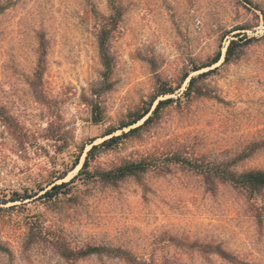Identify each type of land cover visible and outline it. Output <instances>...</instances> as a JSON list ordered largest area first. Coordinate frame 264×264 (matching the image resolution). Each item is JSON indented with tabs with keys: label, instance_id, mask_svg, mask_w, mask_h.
Here are the masks:
<instances>
[{
	"label": "rangeland",
	"instance_id": "374dc122",
	"mask_svg": "<svg viewBox=\"0 0 264 264\" xmlns=\"http://www.w3.org/2000/svg\"><path fill=\"white\" fill-rule=\"evenodd\" d=\"M0 9V244L12 253L0 264H129L67 261L54 246L61 234L67 249H123L144 264H264V192L224 179L264 160V0H122L119 15L106 0H0ZM241 37L251 41L226 62ZM170 98L155 122L96 153L95 177L43 197L79 175L93 145L143 125L148 117L119 129ZM128 157L147 172L96 176ZM105 158L115 166L98 168Z\"/></svg>",
	"mask_w": 264,
	"mask_h": 264
},
{
	"label": "trees",
	"instance_id": "16d2710c",
	"mask_svg": "<svg viewBox=\"0 0 264 264\" xmlns=\"http://www.w3.org/2000/svg\"><path fill=\"white\" fill-rule=\"evenodd\" d=\"M0 10H3V9H0ZM1 12L2 11H0V13ZM116 21L117 20L112 18L113 25L117 24ZM106 33L107 32H103L102 35L100 36L99 40H100V51H101L102 60L104 62V65L106 67H109L110 62H111V54H110V51L107 49V43H106V39H105ZM250 41H251V39H245L244 37H241L239 40H232L229 47H228V49H231V56L227 55V53H226V62L232 61V59L235 57V54H236L235 48L237 46H245ZM219 57H220L219 60L216 57L212 61V63H210L209 65H206L205 67H211L214 64H217L221 60V54H219ZM202 68H204V67H202ZM200 69L201 68H199V69L197 68V69H195V71H198ZM215 70L216 69H213V70H210L206 73L199 75L198 77L191 78L190 83H189V87H188L185 95L191 96L193 93H197V90H195L194 88H195V84L197 83L198 79L201 77H205V76L210 75L211 73L215 72ZM188 77L189 76L187 75L186 78H188ZM193 81H195V83H193ZM168 93L169 92H165L162 94L166 95ZM155 101L156 100H154V102L151 104V106L148 109H146L142 114L137 115L132 121L124 123L123 125H121V127L119 129L130 128L133 125H136L140 121L144 120L146 117H148L145 120V122L143 123V125L135 127L133 129H131L129 132L123 133L122 135L112 136L113 134H115V132L117 130H113V131H110L109 133H107L106 136H112V137L108 140H105L101 144H97V145L92 146V148L88 152V155L86 157V160L83 164V167H82L79 175L76 176L74 179H72L69 182H63L61 184H54L49 190L45 191L43 197L53 199L56 196H59L60 194L65 192V189H69V187L75 182V179H77L78 177H81L83 175H86L88 177H95L94 175L91 174V172L89 171V168L91 165V161L96 158L97 152H101L102 150L111 149L113 146L118 145L123 139L129 137L130 135L137 134L144 127L155 122L157 117L160 116L161 112L165 108H167L170 104L174 103L175 99L170 98V99L160 100L158 102L157 106L155 107L154 111H152V108H153ZM98 121L99 120H96V122H98ZM183 162L185 164H188V165L192 164V163H190V160H188V161L185 160ZM149 166H150V163H148L146 161L138 162V163H129L127 165L121 166V167L114 169V170H111V171H105V172L98 173V175H96V176H100V178L104 182L116 183V182H118V181H120L126 177H129V176H138L140 174L146 173ZM224 174H225L224 179L226 181H230L237 186L243 187L244 189H246L251 194H258V193L264 192V173H261V171H249V172H245L242 174H237L234 172L229 173L227 171H224ZM65 176H67V174ZM205 176H206V179L208 180V184H211V183H209V181L212 179V174L207 171ZM248 176H251V178L250 179H243V180L241 179V177H248ZM62 178H64V177H62ZM210 190L213 191V188H210ZM256 190H259V191H256ZM30 198H32L30 195L22 196V195L17 194V197L15 199H13V201H25V200H28ZM0 210H2V209L0 208ZM68 250L70 252H72L75 256V259L71 260V261H76L78 259L86 258V257L93 256V255H99V256L107 255V256H111V257L121 258V259L125 260L127 263H129V258H131L132 260L135 261V264H144V263H141L133 254H131L130 252L123 250V249L106 248V247H88L87 249H82L80 251H75L73 249H68ZM117 251L124 253L125 255H120V256L112 255L113 252H117ZM0 253H4L6 255L12 256L10 248L7 247L6 245H2V244H0ZM216 253L218 255H220L222 258L228 259V253L227 252L217 250ZM60 254H61V251H60ZM61 256L64 259H66L63 254H61ZM67 261H69V260H67Z\"/></svg>",
	"mask_w": 264,
	"mask_h": 264
},
{
	"label": "snow or ice",
	"instance_id": "6c2138e0",
	"mask_svg": "<svg viewBox=\"0 0 264 264\" xmlns=\"http://www.w3.org/2000/svg\"><path fill=\"white\" fill-rule=\"evenodd\" d=\"M106 3L110 9V11L112 13H115L116 15H119L120 12V8H121V4H122V0H106ZM248 27H252V25H248ZM253 35H255V33H252ZM227 55L231 56V49L227 50ZM217 59L219 60L220 57L219 55L217 56ZM193 75H196V73H193ZM193 83H195V81H193ZM151 106V105H150ZM135 127V125H133ZM58 133V129H56L55 127H51L48 129V135L50 136H56ZM132 158L128 157L127 159H121L119 161V163L121 164H127ZM97 166L98 168H108V167H114L115 163L113 162L112 158H105L103 161H97ZM255 167H258L261 171V173H264V160L261 161H257L255 164ZM251 176L248 177H241V179H250ZM259 191V190H256ZM262 199H264V195H262ZM53 239H58L60 241V243L55 244L54 246L61 251V254H63L66 258V260H74L75 256L72 252H70L65 246H64V237L63 234H61L59 237H53ZM31 246V241H29L28 244H25V248H24V254L28 255V249ZM43 251V248H41V252ZM33 255H35V253H33ZM112 255H125L124 253H121L119 251L117 252H113ZM129 264H135V261L132 260L131 258H129Z\"/></svg>",
	"mask_w": 264,
	"mask_h": 264
}]
</instances>
